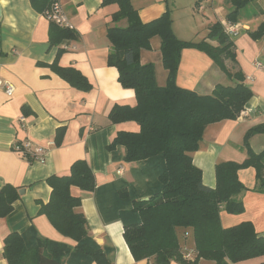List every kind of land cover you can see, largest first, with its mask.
I'll list each match as a JSON object with an SVG mask.
<instances>
[{"label":"crops","instance_id":"1","mask_svg":"<svg viewBox=\"0 0 264 264\" xmlns=\"http://www.w3.org/2000/svg\"><path fill=\"white\" fill-rule=\"evenodd\" d=\"M35 1L39 3L40 0ZM130 1L142 22L153 20L168 10L175 36L193 42L205 38L209 27L225 20L231 9L225 0ZM259 1L249 4L252 11L257 10L252 18L254 23L244 21L242 15L239 17L237 24L241 28L236 38L241 31L247 33L263 23L260 14L264 10ZM61 5L73 25L76 38L52 45L51 32L56 31L32 0H0V80L14 87L10 96L0 88V187L7 183L17 187L18 191L23 190L18 192L11 212L0 219V264H8L3 256V238L11 232L21 233L30 226L46 239L75 245L74 240L59 233L39 211L50 197L47 178L68 174L75 160L87 162L97 186L117 179L134 184L144 180V176L134 169L137 163L125 162L119 157L123 148L116 147L114 154L106 148L118 131L138 130L133 121L112 123L108 118L114 104L135 105L133 89L122 87L117 69L107 64L111 50L107 28L123 27L126 20L113 22L112 14L117 5H101V0H61ZM246 33L240 41L235 37L232 40L236 66L241 69L253 95L236 119L207 125L198 149L190 153L193 164L201 170L203 185L210 188L216 184L215 165L224 161H243L247 156L242 147L244 133L251 126L264 122V61L259 60L264 37L253 40ZM149 45V49L140 50V63H152L156 83L163 86L167 70L161 62L159 37H151ZM59 48L63 50L58 53ZM257 62L260 65H256ZM55 64L78 70L91 83V89L84 92L71 86L55 71ZM225 65L234 70L229 60H225ZM175 82L200 95L210 94L217 84H233L207 54L191 47L181 50ZM59 132V142L55 143ZM27 138L42 144L54 141L48 146L44 162L28 161L14 150V144ZM249 144L253 152H261L264 134L253 135ZM237 174L246 187L236 195L244 208L240 213H228L221 207L220 225L227 228L248 221L264 237V192L255 190V170L247 167L239 169ZM70 191L81 199L75 211L85 217L89 235L101 247L113 252L112 264L151 263V257L134 259L123 236L122 220L115 216L116 211L110 205L99 207L93 191L75 186ZM181 239L180 247H193L189 234ZM184 254L185 260H194L192 252L189 258ZM168 264L180 263L171 260ZM198 264L214 262L200 259ZM230 264H264V256Z\"/></svg>","mask_w":264,"mask_h":264},{"label":"trees","instance_id":"2","mask_svg":"<svg viewBox=\"0 0 264 264\" xmlns=\"http://www.w3.org/2000/svg\"><path fill=\"white\" fill-rule=\"evenodd\" d=\"M50 1L36 3L32 0L41 13ZM254 1L225 0L231 6L225 20L237 23L239 11ZM109 4L117 5L112 21L125 19L126 25L107 28L106 36L111 45L107 64L117 69L122 87L133 89L135 105L114 104L108 118L112 123L133 121L138 130L118 131L106 148L113 154L116 147L123 148L119 157L125 162L137 163L134 169L144 180L134 184L117 179L97 186L87 162L75 160L68 174L47 178L50 197L39 210L59 233L74 240L75 245L46 239L30 226L3 238V256L7 263L112 264L113 252L93 240L85 217L75 211L81 199L71 194L72 186L93 191L99 207L110 205L116 211L115 216L123 223L124 239L136 260L151 257L150 264H168L171 260L198 264L200 259H208L214 264H230L264 256V237L255 231L251 222L227 228L221 227L219 222L221 207L228 213L243 211L242 201L236 199V195L246 189L238 178L239 169L253 167L255 190L264 192V149L255 153L249 144L253 135L264 134V122L244 133L242 147L247 156L243 161L215 165L214 188L203 185L201 170L193 164L190 155L198 149L207 125L236 119L253 95L241 69L236 66L232 38L217 21L202 40H181L173 33L168 10L153 20L142 22L130 0H101V5ZM50 24L56 31L51 32L52 45L76 38L72 29L61 28L51 21ZM247 33L253 40L263 38L264 23ZM153 36L160 39L161 62L167 70L163 86L156 83L153 64L140 63V50L150 48L149 40ZM190 47L207 54L233 84H217L205 95L177 86L175 75L180 53ZM225 60L233 64V71L226 67ZM54 69L74 88L84 92L91 89V83L78 70L56 64ZM59 138L60 132L55 143ZM18 196L15 186L6 183L0 187V219L11 212ZM187 234L193 240L191 249L180 247L178 241ZM191 252L194 260H185L183 254Z\"/></svg>","mask_w":264,"mask_h":264},{"label":"built area","instance_id":"3","mask_svg":"<svg viewBox=\"0 0 264 264\" xmlns=\"http://www.w3.org/2000/svg\"><path fill=\"white\" fill-rule=\"evenodd\" d=\"M42 14L47 20L54 22L59 27L73 30V25L69 22L66 14L63 11L61 0H51L49 6L42 12ZM221 25L225 34L230 38H234L236 35H238L240 28L238 24H232L230 22H227L226 20H223L221 22ZM256 65L260 64L257 62ZM0 88L4 89L5 93L9 96L14 91V87L12 84L2 80H0ZM241 113L242 112H240V114ZM20 120L22 121L23 118H20ZM53 144L54 141L52 140L47 141L45 144H42L40 142L27 138L21 142L14 144L13 148L16 152L22 154L28 161H37L42 163L44 162V156L48 150V146ZM118 171L120 172L121 168ZM184 256L186 258H189L190 253H185Z\"/></svg>","mask_w":264,"mask_h":264},{"label":"rangeland","instance_id":"4","mask_svg":"<svg viewBox=\"0 0 264 264\" xmlns=\"http://www.w3.org/2000/svg\"><path fill=\"white\" fill-rule=\"evenodd\" d=\"M259 5L263 8V10H264V0H260L259 1ZM249 6L250 5H248L244 10H240L239 11V16H243V20L244 21H250V23H254V20H252V18H253V15L256 13L257 14V10L256 11H252L250 8H249ZM260 16H261V20H262V22L264 23V12L262 13V14H260ZM251 25H253V24H251ZM246 32H244V31H241V33H240V35H239V37H235V39L237 40V41H240L241 39V37L243 36V34H245ZM247 34V33H246ZM249 50H250V48H249ZM259 60L260 61H264V49H263V52L261 53V55H260V57H259ZM179 244H181V241H182V239L181 238H179Z\"/></svg>","mask_w":264,"mask_h":264},{"label":"water","instance_id":"5","mask_svg":"<svg viewBox=\"0 0 264 264\" xmlns=\"http://www.w3.org/2000/svg\"><path fill=\"white\" fill-rule=\"evenodd\" d=\"M18 192H19V193H22V192H23V190H22V189H20ZM145 199H146V198H145Z\"/></svg>","mask_w":264,"mask_h":264},{"label":"bare ground","instance_id":"6","mask_svg":"<svg viewBox=\"0 0 264 264\" xmlns=\"http://www.w3.org/2000/svg\"><path fill=\"white\" fill-rule=\"evenodd\" d=\"M228 22V21H227ZM232 24H237V23H232ZM239 25V24H238ZM239 27L241 28V26L239 25Z\"/></svg>","mask_w":264,"mask_h":264}]
</instances>
